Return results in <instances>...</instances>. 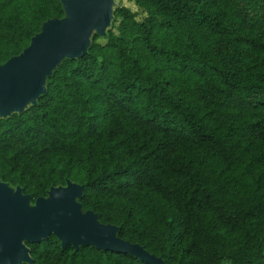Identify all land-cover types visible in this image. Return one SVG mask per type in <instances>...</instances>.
I'll return each instance as SVG.
<instances>
[{"label":"trees","instance_id":"trees-1","mask_svg":"<svg viewBox=\"0 0 264 264\" xmlns=\"http://www.w3.org/2000/svg\"><path fill=\"white\" fill-rule=\"evenodd\" d=\"M132 1L0 118V182L31 205L82 186V212L163 264H264V0ZM64 16L60 0H0V65ZM25 245L21 264H147Z\"/></svg>","mask_w":264,"mask_h":264},{"label":"water","instance_id":"water-1","mask_svg":"<svg viewBox=\"0 0 264 264\" xmlns=\"http://www.w3.org/2000/svg\"><path fill=\"white\" fill-rule=\"evenodd\" d=\"M65 16L46 21L29 45L0 65V118L21 114L46 92V78L64 59L87 52L91 36L106 35L112 22L110 0H60ZM82 186L50 188L47 198L36 199L17 187L0 182V264L30 263L25 243H38L55 236L62 249L71 245L93 246L139 258L147 264H163L137 244L116 237L114 226L97 221L92 211L82 212L77 199Z\"/></svg>","mask_w":264,"mask_h":264},{"label":"rangeland","instance_id":"rangeland-1","mask_svg":"<svg viewBox=\"0 0 264 264\" xmlns=\"http://www.w3.org/2000/svg\"><path fill=\"white\" fill-rule=\"evenodd\" d=\"M111 1V10L112 12L115 10L117 7H127L129 8L132 12H137L138 8L134 4L132 0H110ZM140 19V17H138ZM111 25V24H110ZM110 25L106 27V30L110 28ZM12 114V113H10Z\"/></svg>","mask_w":264,"mask_h":264}]
</instances>
